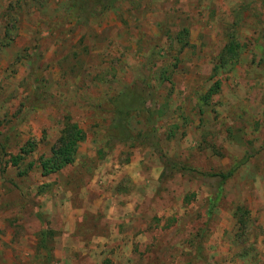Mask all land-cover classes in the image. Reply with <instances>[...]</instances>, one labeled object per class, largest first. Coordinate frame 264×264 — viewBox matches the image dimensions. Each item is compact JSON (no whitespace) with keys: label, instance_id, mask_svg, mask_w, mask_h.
Here are the masks:
<instances>
[{"label":"rangeland","instance_id":"rangeland-1","mask_svg":"<svg viewBox=\"0 0 264 264\" xmlns=\"http://www.w3.org/2000/svg\"><path fill=\"white\" fill-rule=\"evenodd\" d=\"M0 264H264V0H0Z\"/></svg>","mask_w":264,"mask_h":264},{"label":"trees","instance_id":"trees-1","mask_svg":"<svg viewBox=\"0 0 264 264\" xmlns=\"http://www.w3.org/2000/svg\"><path fill=\"white\" fill-rule=\"evenodd\" d=\"M74 129H73V132L71 131V129L67 130L65 141L63 142L64 145L60 148H57L56 151H54V153L57 156L56 158L58 159L57 160L54 159V162H55L54 167L53 168L50 167L51 170L59 169L73 161L74 156L77 151L78 141H80L83 137L82 135L79 134L78 131H76L77 130L76 127H74ZM45 167H47V165H45ZM235 169L236 168H233L226 173H211V175L219 176L220 185H221L234 174Z\"/></svg>","mask_w":264,"mask_h":264}]
</instances>
